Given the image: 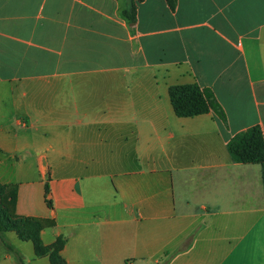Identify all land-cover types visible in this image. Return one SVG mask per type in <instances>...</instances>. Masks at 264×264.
<instances>
[{
    "label": "crops",
    "instance_id": "0c3cea01",
    "mask_svg": "<svg viewBox=\"0 0 264 264\" xmlns=\"http://www.w3.org/2000/svg\"><path fill=\"white\" fill-rule=\"evenodd\" d=\"M190 84L225 124L174 114ZM252 126L264 0H0V185L64 264H264L262 167L226 147ZM3 236L0 264H51Z\"/></svg>",
    "mask_w": 264,
    "mask_h": 264
},
{
    "label": "trees",
    "instance_id": "16d2710c",
    "mask_svg": "<svg viewBox=\"0 0 264 264\" xmlns=\"http://www.w3.org/2000/svg\"><path fill=\"white\" fill-rule=\"evenodd\" d=\"M169 6L173 9L175 0H167ZM169 100L174 114L177 117H194L202 114L212 113L223 124L226 123L225 113L214 97L212 91L207 87H199L197 84L172 86L168 90ZM227 150L232 160L240 164H260L262 167V178L264 185V139L258 126H252L231 137L227 142ZM3 190L4 186L0 185ZM5 199V197H4ZM45 202L50 206L47 199V190L44 196ZM9 212L0 209V242L9 250L12 248L5 241L3 233L13 231L18 238L29 240L34 246L35 256L48 255L51 264H64L59 255L65 239L61 236L48 246H43L39 239L40 230L43 227L54 226L52 220H32L29 218L17 217L13 213V204L15 202L14 191L10 195ZM10 216H9V214ZM18 264H26L18 253H15Z\"/></svg>",
    "mask_w": 264,
    "mask_h": 264
},
{
    "label": "rangeland",
    "instance_id": "374dc122",
    "mask_svg": "<svg viewBox=\"0 0 264 264\" xmlns=\"http://www.w3.org/2000/svg\"><path fill=\"white\" fill-rule=\"evenodd\" d=\"M2 192H3V190L0 189V209L3 210L4 212H6V210L9 212L10 209L9 208H5L4 206H5V203H6V206L9 207L10 201L9 202L5 201V199H4L3 195H2ZM9 216H10V214H9Z\"/></svg>",
    "mask_w": 264,
    "mask_h": 264
}]
</instances>
